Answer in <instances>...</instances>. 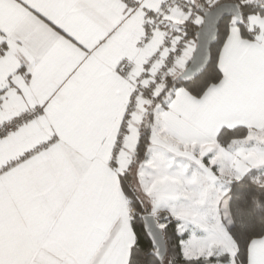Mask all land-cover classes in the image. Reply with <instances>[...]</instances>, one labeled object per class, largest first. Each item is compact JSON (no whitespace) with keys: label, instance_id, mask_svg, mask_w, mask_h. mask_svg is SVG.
Segmentation results:
<instances>
[{"label":"crops","instance_id":"1","mask_svg":"<svg viewBox=\"0 0 264 264\" xmlns=\"http://www.w3.org/2000/svg\"><path fill=\"white\" fill-rule=\"evenodd\" d=\"M132 1L0 0V125L40 109L0 142V264H129L134 211L121 186L129 170L138 196L164 174L186 180L189 190L170 191L173 210L151 212L178 221V232L188 235L183 255L191 241L184 227L191 230L206 208L198 205L199 181L231 184L254 170L264 179V16L248 18L252 40L230 28L222 79L202 97L179 88L165 105L143 111L139 101L149 102L139 91L153 84L145 73L171 59L168 72L179 75L196 43L184 42L186 14L163 18L162 0ZM190 1L194 8L200 0ZM147 119L150 143L140 164L147 171L135 175L131 164ZM238 127L251 132L217 143L223 129ZM120 135L125 142L117 151ZM216 217L213 225L194 223L218 234ZM247 264H264V237L251 242Z\"/></svg>","mask_w":264,"mask_h":264},{"label":"trees","instance_id":"2","mask_svg":"<svg viewBox=\"0 0 264 264\" xmlns=\"http://www.w3.org/2000/svg\"><path fill=\"white\" fill-rule=\"evenodd\" d=\"M223 2H236L239 5L242 19L238 20L235 25L240 29L243 38L252 40L255 31L249 29L247 21L250 16H264V0H220L214 5H210L209 0H200L198 4L194 5L193 10L202 16L199 5H203L205 9H212ZM233 25L234 18H226L221 23L218 41L212 47V61L202 75L189 83H180L176 81L178 75L168 73L162 80L155 81L147 89L140 90L142 98L152 105L164 104L166 100L173 97L175 90L179 88H186L197 98L202 97L210 86L218 84L222 79V71L219 66L220 54ZM199 26V23L192 22V20L182 26L185 33L184 42L196 43ZM123 65L125 66V64ZM125 69H123V73ZM156 89L161 90L157 97L154 96ZM250 132L245 127L223 129L217 138V143L227 146L235 140L246 138ZM149 143L148 123L145 122L141 124L139 130L135 156L131 164L132 169H136L146 159ZM259 174L261 173L258 170L251 171L243 178L233 181L229 186L230 221H228V231L237 244L236 264H247L251 242L264 237V179H259ZM121 186L129 209L134 211L132 222L136 244L132 249L129 264H161L154 255L157 249L147 236L143 225V216L151 214V212L144 208L134 187L130 170L121 176ZM156 219L159 221V226L168 245L165 264H208L209 261L215 260L213 257L209 259L185 258L182 252V242L188 238V235L178 232V221L166 213L158 214Z\"/></svg>","mask_w":264,"mask_h":264},{"label":"rangeland","instance_id":"3","mask_svg":"<svg viewBox=\"0 0 264 264\" xmlns=\"http://www.w3.org/2000/svg\"><path fill=\"white\" fill-rule=\"evenodd\" d=\"M199 20V21H198ZM198 23L201 24L202 22V16L201 19H197ZM237 19H234V24L237 22ZM179 76V75H178ZM146 89V88H142ZM141 93V92H140ZM161 93V90L156 89L154 91V96H158ZM138 100L140 99H134L132 101V105H137ZM140 105L139 108H141L143 111L152 110L155 105H151L147 102H141L139 101ZM149 114V113H148ZM148 119L146 120L147 123ZM177 162V159L175 160ZM173 167V166H170ZM143 167L138 166L136 168L135 175L140 174V172L145 173L147 169L143 171ZM171 172L172 170L169 169ZM139 172V173H138ZM165 174L163 177H161V180L159 184L153 188V189H145L144 192L142 190H138L139 197L142 200V204L145 209H148L150 212L158 210L161 207H168L170 210H173L176 206L174 203L176 200L175 194H172L170 191L173 189H179V190H185L187 187V182L184 179L177 178L175 175L169 173ZM199 181V180H198ZM209 182H205L203 180L199 181L196 185V193H197V201H201V206L206 205V208L202 209V212L198 213L199 215L203 213L202 220L206 219L207 221L215 220L217 219L216 214L219 215L218 221L221 224L222 222V231L218 234L206 232L200 229L197 224L194 223L196 220L201 219H194L192 220V229L190 230V225L188 227H184L185 229L188 228L190 231L189 236L191 239L190 243L187 241L184 245V255L186 258L198 256L202 258H215L214 261H209L208 264H236V251H237V244L232 238V236L229 234L228 231V221H230V212H229V198H228V191L230 182H228L225 178H221V181L217 183L211 184V186L208 184ZM136 188L137 186L134 185ZM142 187V186H141ZM189 190V189H188ZM187 193V191H186ZM220 206L221 210L216 211V207ZM163 213V212H161ZM158 213V214H161ZM156 215V217L158 216ZM169 217L170 215L166 213ZM227 220V221H226ZM213 221H210V223L213 225ZM226 221V222H225ZM159 222V221H158ZM160 225V224H159ZM216 225H214V228ZM184 228H182L184 230ZM193 244V245H189Z\"/></svg>","mask_w":264,"mask_h":264},{"label":"water","instance_id":"4","mask_svg":"<svg viewBox=\"0 0 264 264\" xmlns=\"http://www.w3.org/2000/svg\"><path fill=\"white\" fill-rule=\"evenodd\" d=\"M199 10L202 22L196 33V44L190 61L176 78L180 83H189L206 71L212 61V47L218 41L219 27L223 20L242 19L240 7L236 2H223L212 9L199 5ZM143 225L147 236L157 249L154 254L156 259L165 264L168 245L158 220L154 215L146 214L143 216Z\"/></svg>","mask_w":264,"mask_h":264},{"label":"built area","instance_id":"5","mask_svg":"<svg viewBox=\"0 0 264 264\" xmlns=\"http://www.w3.org/2000/svg\"><path fill=\"white\" fill-rule=\"evenodd\" d=\"M121 2L127 5H133L132 0H120ZM220 0H209L210 5L216 4ZM161 17L168 18L172 15L174 11H180L190 17V20L196 21L199 17L198 14L193 10L190 0H162L160 3ZM200 16V15H199ZM201 18V16H200ZM154 25L159 27L162 30L166 28L160 23L159 19L154 20ZM151 31H147L146 37L151 36ZM171 59H167L165 64L153 75L145 73V76H148L152 79L153 83L158 80H162L169 72V66L171 64ZM40 114V109L36 108L26 113H23L15 118L5 121L0 125V142L10 137L18 129L26 126L27 124L33 122L38 115ZM125 142V136L120 135L117 140L116 150L121 151Z\"/></svg>","mask_w":264,"mask_h":264}]
</instances>
